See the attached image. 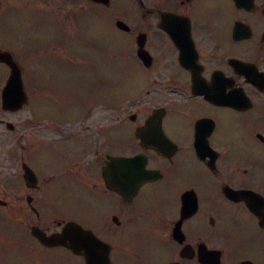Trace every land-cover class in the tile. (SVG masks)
Returning a JSON list of instances; mask_svg holds the SVG:
<instances>
[{
	"label": "flooded vegetation",
	"instance_id": "obj_1",
	"mask_svg": "<svg viewBox=\"0 0 264 264\" xmlns=\"http://www.w3.org/2000/svg\"><path fill=\"white\" fill-rule=\"evenodd\" d=\"M27 1L0 0V264H264V0ZM68 224L75 252L33 236Z\"/></svg>",
	"mask_w": 264,
	"mask_h": 264
},
{
	"label": "rangeland",
	"instance_id": "obj_2",
	"mask_svg": "<svg viewBox=\"0 0 264 264\" xmlns=\"http://www.w3.org/2000/svg\"><path fill=\"white\" fill-rule=\"evenodd\" d=\"M26 2H25V5H26V7H27V5H28V1L27 0H25ZM25 11V10H24ZM65 22H68L67 20H65ZM82 31H84V29H82ZM116 37V38H115ZM112 38L114 39L113 41L115 42V40L117 39V36L116 35H113L112 34ZM117 41V40H116ZM96 42L98 43V44H100L101 46H106L107 48L109 47L108 45H109V41H107V44H106V40H100V39H96ZM82 47V46H81ZM87 57H86V59H88L89 61H91V62H95L96 64H100V63H102V62H104V61H106V60H108V61H111V60H113V58L111 57V54H109V53H106V54H104V53H102L101 55H100V57H96V59L97 60H94V57H92L93 56V54H91L89 51H87V55H86ZM114 69V70H113ZM113 69H112V72L114 73V74H112L113 75V77H112V81L114 82L115 81V83H116V86L118 85V83H119V86H118V88H120L122 85H124V83L122 82V79H123V77H124V75L126 74L125 73V71L126 70H124L123 68L121 69V71H119L118 70V68L115 66V65H113ZM109 71H110V69H109ZM125 93L126 92H123V90L121 91V93H119V91H116L115 92V94H114V96H113V98H115V99H117V98H120V95H125Z\"/></svg>",
	"mask_w": 264,
	"mask_h": 264
},
{
	"label": "water",
	"instance_id": "obj_3",
	"mask_svg": "<svg viewBox=\"0 0 264 264\" xmlns=\"http://www.w3.org/2000/svg\"><path fill=\"white\" fill-rule=\"evenodd\" d=\"M40 239H42V241L46 244H49V245H52V243H55L57 244V239H55L54 237H51V238H47L46 236L42 235V236H39ZM54 240V241H53Z\"/></svg>",
	"mask_w": 264,
	"mask_h": 264
}]
</instances>
